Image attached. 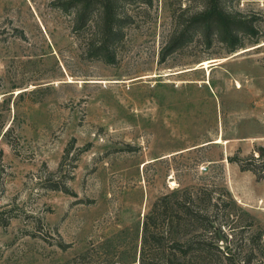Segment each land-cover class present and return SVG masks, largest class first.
Returning a JSON list of instances; mask_svg holds the SVG:
<instances>
[{
  "label": "rangeland",
  "instance_id": "rangeland-1",
  "mask_svg": "<svg viewBox=\"0 0 264 264\" xmlns=\"http://www.w3.org/2000/svg\"><path fill=\"white\" fill-rule=\"evenodd\" d=\"M62 1L0 0V264H141L153 201L184 189L198 242L264 264V177L227 159L264 147V0L225 2L256 18L258 43L194 37L164 58L199 0L126 4L113 62Z\"/></svg>",
  "mask_w": 264,
  "mask_h": 264
},
{
  "label": "trees",
  "instance_id": "trees-1",
  "mask_svg": "<svg viewBox=\"0 0 264 264\" xmlns=\"http://www.w3.org/2000/svg\"><path fill=\"white\" fill-rule=\"evenodd\" d=\"M137 1L151 3V0H63L61 5L64 9L74 8L75 31L93 22L98 37L89 42L90 55L113 62L111 44L122 38L121 27L128 18L122 7ZM227 1L199 0L195 11L174 15L173 28L162 48V58L194 37L203 39L206 45L219 42L228 53L236 52L246 44L258 43L262 34L255 24L256 18L227 8ZM227 159L236 162L241 170L251 171L257 178L264 177L263 146H258L245 157L232 155ZM54 189L66 190L65 186ZM193 195H196L193 190H173L153 201L142 223L141 264H236L226 250L227 246L198 242L196 228H188L196 224V209L189 207L194 201ZM9 218H0V223L6 225ZM260 245L259 242L257 245L250 242L247 250L250 254L263 253Z\"/></svg>",
  "mask_w": 264,
  "mask_h": 264
},
{
  "label": "bare ground",
  "instance_id": "bare-ground-1",
  "mask_svg": "<svg viewBox=\"0 0 264 264\" xmlns=\"http://www.w3.org/2000/svg\"><path fill=\"white\" fill-rule=\"evenodd\" d=\"M204 67L208 70L209 62H204L203 63ZM221 140H217L216 143H221Z\"/></svg>",
  "mask_w": 264,
  "mask_h": 264
},
{
  "label": "water",
  "instance_id": "water-1",
  "mask_svg": "<svg viewBox=\"0 0 264 264\" xmlns=\"http://www.w3.org/2000/svg\"><path fill=\"white\" fill-rule=\"evenodd\" d=\"M217 61H218V59H212L211 63H215Z\"/></svg>",
  "mask_w": 264,
  "mask_h": 264
},
{
  "label": "built area",
  "instance_id": "built-area-1",
  "mask_svg": "<svg viewBox=\"0 0 264 264\" xmlns=\"http://www.w3.org/2000/svg\"><path fill=\"white\" fill-rule=\"evenodd\" d=\"M203 169H205V167Z\"/></svg>",
  "mask_w": 264,
  "mask_h": 264
}]
</instances>
